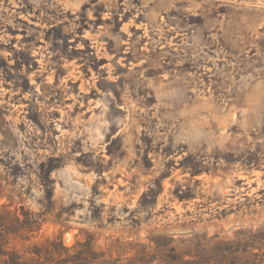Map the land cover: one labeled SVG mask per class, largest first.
Instances as JSON below:
<instances>
[{
  "label": "rangeland",
  "instance_id": "1",
  "mask_svg": "<svg viewBox=\"0 0 264 264\" xmlns=\"http://www.w3.org/2000/svg\"><path fill=\"white\" fill-rule=\"evenodd\" d=\"M0 264H264V0H0Z\"/></svg>",
  "mask_w": 264,
  "mask_h": 264
}]
</instances>
